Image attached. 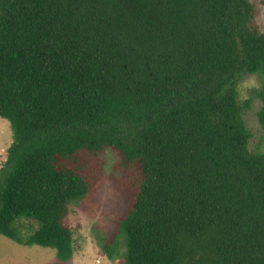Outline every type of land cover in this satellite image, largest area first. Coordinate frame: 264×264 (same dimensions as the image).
<instances>
[{
    "label": "trees",
    "instance_id": "16d2710c",
    "mask_svg": "<svg viewBox=\"0 0 264 264\" xmlns=\"http://www.w3.org/2000/svg\"><path fill=\"white\" fill-rule=\"evenodd\" d=\"M256 14L251 0H0V235L71 261L66 219L111 149L124 264H264V151L238 89L264 77ZM252 97L264 132V84Z\"/></svg>",
    "mask_w": 264,
    "mask_h": 264
},
{
    "label": "rangeland",
    "instance_id": "374dc122",
    "mask_svg": "<svg viewBox=\"0 0 264 264\" xmlns=\"http://www.w3.org/2000/svg\"><path fill=\"white\" fill-rule=\"evenodd\" d=\"M256 8V24L264 31V0H251ZM264 84L262 75H245L238 82L241 99L250 98L251 108L243 118L251 137L249 150L264 151V132L257 119L259 101L252 92ZM13 140L10 123L0 118V165L6 159V150ZM104 177L86 199L71 206L66 223L73 230L74 254L71 261L60 262L53 249L38 246L25 247L0 235V264H124V238L120 220L126 210V198L118 188L120 174L116 170L118 160L115 151L108 149L102 156ZM19 232L28 235L36 225L20 219ZM112 246L116 254L112 259L105 251Z\"/></svg>",
    "mask_w": 264,
    "mask_h": 264
}]
</instances>
